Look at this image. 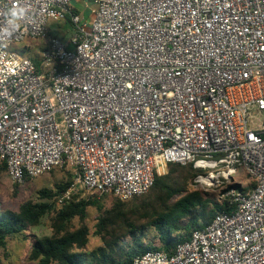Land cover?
<instances>
[{"label":"built area","instance_id":"obj_1","mask_svg":"<svg viewBox=\"0 0 264 264\" xmlns=\"http://www.w3.org/2000/svg\"><path fill=\"white\" fill-rule=\"evenodd\" d=\"M76 1L0 0V164L12 182L66 168L59 206L127 201L170 163L192 164L197 184L236 183L221 194L234 210L132 264H264V0H93L88 14ZM13 7L25 10L15 29ZM67 18L65 41L48 26Z\"/></svg>","mask_w":264,"mask_h":264},{"label":"trees","instance_id":"obj_2","mask_svg":"<svg viewBox=\"0 0 264 264\" xmlns=\"http://www.w3.org/2000/svg\"><path fill=\"white\" fill-rule=\"evenodd\" d=\"M32 60L39 65V56ZM0 165L6 169L5 164ZM201 172L192 164L170 163L167 174L158 176L147 194L127 201L104 195L100 199L70 201L62 206L50 202L69 186L71 176L55 190H40L38 201L29 200L17 211L0 210V248L6 247L9 238L38 226L45 216L52 214L53 235L33 238L30 256L38 264H132L136 257L148 251L173 253L195 230L206 228L218 214L234 210L227 198L189 190ZM26 181L30 182L29 179ZM15 188L19 190L18 185ZM90 206L99 212L95 235L102 239L103 245L86 253L84 249L89 243L90 230L85 221ZM75 218L81 224L73 230L71 224ZM148 229L157 232L158 243L148 240Z\"/></svg>","mask_w":264,"mask_h":264},{"label":"rangeland","instance_id":"obj_3","mask_svg":"<svg viewBox=\"0 0 264 264\" xmlns=\"http://www.w3.org/2000/svg\"><path fill=\"white\" fill-rule=\"evenodd\" d=\"M87 4L91 7L95 6L93 4V0H78V2L75 3V7L80 12H84L86 11ZM48 27L52 35L60 37L65 41L70 39L73 32L71 24L68 20L62 22H51ZM30 43L32 48L30 49V51H28L30 53H28L27 55H34L35 52L40 50L39 46L46 42L45 40L38 39L36 41H30ZM254 114L258 115L257 112H255ZM71 176V171L69 169L61 168L56 169L51 173L40 176L34 180H30V182L25 183L24 185H18L12 182L7 173V169H3L0 165V210L17 211L21 204L29 200L38 201L40 190H55L58 184L69 181ZM241 176V178L239 177V179L236 180L237 182H246L248 180V183H245L246 185H243V189L245 190V188L249 187V178L248 176H244L243 174ZM234 184L236 185V183L231 180L229 183H225L223 187L218 186L217 184L200 185L195 183L194 179V181L189 186V190H199L203 193L215 194L218 198H221V194L228 188L227 185H232L233 188L235 186ZM16 185L19 186V190H16ZM49 201L56 202L57 198L54 196ZM87 210L88 216L85 224L90 230V235L89 243L84 251L86 253H89L95 249L102 247L103 242L99 236L95 235V226L97 218L99 216V212L93 206H90ZM52 217L53 215L49 214L42 219L41 223L38 226L31 227L28 231L21 235L9 238L6 247L0 248V264H38V262L33 260L30 256L32 251L33 238H44L53 235V229L51 228ZM80 224L81 222L79 221V219L75 218L72 221L71 227L73 230H76L79 228ZM146 234L148 240L153 239L155 243H158V234L154 229H148ZM129 240L130 238L127 239V241ZM146 243H149V241H146Z\"/></svg>","mask_w":264,"mask_h":264},{"label":"clouds","instance_id":"obj_4","mask_svg":"<svg viewBox=\"0 0 264 264\" xmlns=\"http://www.w3.org/2000/svg\"><path fill=\"white\" fill-rule=\"evenodd\" d=\"M25 16V10L23 8L13 7L9 10V25L15 29L19 27L18 21H21Z\"/></svg>","mask_w":264,"mask_h":264},{"label":"crops","instance_id":"obj_5","mask_svg":"<svg viewBox=\"0 0 264 264\" xmlns=\"http://www.w3.org/2000/svg\"><path fill=\"white\" fill-rule=\"evenodd\" d=\"M80 1V0H79ZM76 2H78V1H76ZM75 2V3H76ZM88 5V4H87ZM79 11V10H78ZM79 13H81V14H87V9H86V11H84V12H80L79 11ZM45 46V44H42L41 46H39L40 47V49H42L43 47ZM40 51V50H39ZM39 51H37V52H35V54L34 55H31V57H33V56H38L39 54Z\"/></svg>","mask_w":264,"mask_h":264}]
</instances>
